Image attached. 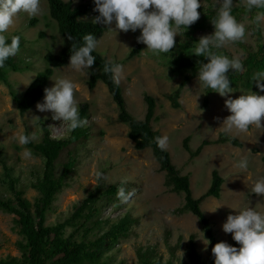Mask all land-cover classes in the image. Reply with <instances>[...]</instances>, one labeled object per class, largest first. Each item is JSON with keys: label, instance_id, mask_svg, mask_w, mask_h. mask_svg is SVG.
Returning <instances> with one entry per match:
<instances>
[{"label": "rangeland", "instance_id": "obj_1", "mask_svg": "<svg viewBox=\"0 0 264 264\" xmlns=\"http://www.w3.org/2000/svg\"><path fill=\"white\" fill-rule=\"evenodd\" d=\"M70 1L74 5L82 2L91 4V12L82 19L92 20L98 15L94 11L93 0ZM213 3L214 0H201L202 7ZM41 7L42 12L35 16L29 17L23 12L19 13L7 33L20 32L24 43L14 57L31 63L28 70L8 72V80L19 95L23 94L36 73L44 69L46 63L43 54L48 50L56 52L65 42L49 16L46 0H41ZM33 17L36 18L35 25L27 26ZM239 22L245 26L246 32L241 42L253 44L249 18L245 15ZM259 22L264 45V17ZM103 27L104 32L98 39L96 50L108 60H123L130 49L139 46L134 56L120 64L122 77L118 85L128 111L135 118L143 116V94L147 93L155 98L151 125L161 136L168 137L165 149L179 172L188 174L192 195L198 197L209 186L212 168H216L223 177L220 197H206L200 206L210 221L218 242L226 241L231 244V234H225L221 228L227 215L236 214V211L247 206L264 212V197L251 192L255 180L264 177V161L261 160L264 154V120L261 122V128L252 126L247 132H226L237 138L241 146L210 143L205 145L197 156L189 158L182 147V139L188 136L191 148L197 147L204 138L215 139L218 133L223 131L220 127L223 118L230 114L224 105L227 97L212 92L208 96L207 105L203 106V87L195 76L182 88L178 99L179 107L172 108L164 94L176 87L180 79L166 66V57L145 50L144 44L137 43L136 37L140 34L138 29L135 32L116 30L115 33L106 26ZM213 30V26L208 27L200 37L211 34ZM40 32L43 33L41 37ZM178 32L180 34H177L174 40L181 38L182 30L178 29ZM222 49L225 51L224 55L229 57L239 55L243 59L245 55L236 42L226 43ZM163 56L165 58H162ZM67 65L68 61L63 66L53 68L48 84L50 87L53 84L52 79L59 76H68L75 80L78 87L74 97L78 105L88 102L84 125L88 127L89 135L84 144L78 146L75 173L67 180V185L56 193L51 209L46 213L45 224H53L67 216L73 204L82 200L96 185L98 178L95 173L99 171L105 184L124 182L125 191L134 190V195L124 203L116 196L110 204L103 207L100 215L102 222L96 230L97 233L103 232L108 224L125 212L138 219V223L131 226L126 238L113 242L105 241L101 245V261L105 264H138L137 250L152 249L162 262L169 260L172 264H177L183 258L190 233L196 234V248L200 256L206 258L209 246L200 240L202 232L196 217L190 212L181 215L171 212L183 204V194L170 191L164 184L165 173L159 169L150 148L138 150L134 147V142L126 136L127 127L116 121L115 104L106 86L98 81L89 89L86 85L88 77L73 72ZM232 88L234 91L229 93L232 98L248 91ZM255 92L264 95V92ZM41 101L42 97L37 102ZM36 103L23 114H19L7 88L0 83V148L7 155V163L12 166L11 173L17 179V187L23 190V196L30 204L38 196L37 191L29 186L30 175L41 165V158L33 154L32 159L25 160L22 157L23 147L14 137L21 132H31L39 138L41 123L48 126L53 137L64 135L66 127L63 122L52 120L50 112H38ZM241 156L248 160L246 171L234 166ZM1 171L0 166V196L11 197L5 185L1 184ZM215 207L217 209L211 211ZM69 231L71 227L66 226L65 234ZM22 241L15 215L0 210V259L7 256L20 257Z\"/></svg>", "mask_w": 264, "mask_h": 264}, {"label": "trees", "instance_id": "obj_2", "mask_svg": "<svg viewBox=\"0 0 264 264\" xmlns=\"http://www.w3.org/2000/svg\"><path fill=\"white\" fill-rule=\"evenodd\" d=\"M50 18L55 22L57 32L65 42L56 52L46 51L43 54L45 67L37 72L22 95H19L8 80L9 71H25L30 69V62L17 60L14 56L5 61V66L0 68V83L7 88L11 100L15 103L19 114L30 109L41 97L43 89L49 87L48 79L53 68L63 66L70 55V48L73 41H69L65 33L71 34L76 40H80L86 33H92L97 40L102 36L104 27L101 24H93L92 20L82 19L91 12V4L82 2L74 5L70 0H46ZM214 4V3H213ZM210 4L200 7L199 19L190 25L185 31L183 28L181 38L175 40L170 53H163L166 57V66L177 77L179 82L164 97L169 101L172 108L179 107V96L184 85L196 76L200 63H206V58L197 57L191 54L201 33L208 27H212L211 20L215 17L216 7ZM218 7V5H217ZM264 10L254 9L251 13L246 9L245 2L234 0L232 14L239 21L246 15L249 20L250 36L253 44L236 42L245 55L242 62L244 69L234 73L229 70L230 87L242 88L244 90L257 91L254 82H251V74L264 69V45L260 22H253L257 12ZM36 18H31L27 26L35 25ZM184 31V32H183ZM9 37L18 35L20 37L19 49L23 47L24 38L19 31L7 34ZM42 32L39 33L41 37ZM136 45L126 54L123 60H108L97 50L92 54L96 57L91 66V74L86 80L89 89L93 88L96 82L101 81L107 88L116 108V121L126 125V136L134 142L138 150L150 148L159 169L164 171V184L170 191L183 194V204L172 209V213L181 215L190 212L194 215L200 226V230L209 241V253L202 258L196 248V234L190 233L185 246L183 258L177 264H214V257L211 253L212 246L218 242L212 230L210 221L201 209V202L209 196L220 197L223 177L216 168L211 169L210 183L206 190L198 197L192 195L188 174H181L178 168L172 163L168 151L161 150L156 143V137L161 136L157 129H153L151 120L154 117L155 98L147 93L143 94L145 105L142 118H135L127 109L125 99L119 85L113 83L111 74L103 72L105 62L121 64L131 58L138 51ZM217 54H225L224 49H214ZM162 58H165V57ZM264 83V81H262ZM213 91L203 88L202 105L208 103V96ZM88 110V102L79 104L80 117L83 123L71 133L53 137L45 123L40 124L41 135L32 143L23 146L30 148L32 153L41 158V165L35 168L30 175L29 186L35 189L38 196L32 204L23 196V190L17 187V179L13 177L12 166L7 163V155L0 148L1 184L11 193V197L0 196V210L15 215L18 231L23 241L20 243L21 256H7L0 259V264H105L100 259V248L105 241H116L126 238L131 226L138 223L136 217L128 212L123 213L115 221L106 226L103 232L97 233L102 218L100 217L105 205L110 204L118 189L126 186L124 182L105 184L99 178L87 195L80 201L75 202L71 212L63 219L53 224H45L46 213L51 209L56 193L67 185V180L75 173L77 164L78 146L84 144L88 138V127L84 125ZM27 134V133H25ZM189 138L182 139V147L188 153L189 158L197 156L205 145L210 143H230L234 146H241L240 141L220 131L215 139H202L195 148L188 144ZM264 161V154L261 156ZM70 226L71 231L65 234V227ZM233 246L239 245L229 236ZM171 251L173 249L171 248ZM138 264H172L171 261L162 262L152 249L137 250Z\"/></svg>", "mask_w": 264, "mask_h": 264}, {"label": "clouds", "instance_id": "obj_3", "mask_svg": "<svg viewBox=\"0 0 264 264\" xmlns=\"http://www.w3.org/2000/svg\"><path fill=\"white\" fill-rule=\"evenodd\" d=\"M94 11L98 13L92 19L93 24H101L116 33L119 31L139 30L136 37L137 43L146 46L145 50L154 54L170 53L174 47V37L178 29L185 31L195 23L200 16L197 11L201 7V0H93ZM234 0H214L216 7L215 17L211 20L213 32L199 37L194 42L191 54L206 58V63H200L196 71V79L204 89H209L221 97H227L224 105L230 113L223 118L221 126L225 132L233 130L247 132L250 127L261 128L264 120V95L248 90L236 98L229 93L234 90L230 87L229 70L234 73L244 69L239 55L229 57L217 54L214 49H221L229 42L242 41L245 37V26L238 22L232 14ZM218 5V7H217ZM246 9L251 13L254 9L264 10V0H246ZM29 17L42 12L41 0H0V68L5 66L9 57L17 54L20 46L18 35L8 36L9 29L14 25L19 13ZM264 17V11L257 12L253 22H258ZM183 31V32H184ZM69 41H73L68 57V65L75 73L82 76L91 74V66L96 57L92 54L98 46L97 37L92 33L84 34L76 40L71 34L65 33ZM104 73H110L114 84L118 85L122 77V66L118 63L105 62ZM53 80L50 87L43 89L41 102L35 108L38 112H50L51 119L65 124V132L71 133L83 123L80 117L79 105L74 97L77 83L68 76H59ZM264 69L251 74V82L259 92H264ZM29 83V81H28ZM36 118V117H35ZM39 120V118H36ZM14 139L20 146H26L37 139L31 132L16 134ZM168 137H156L157 146L163 150ZM22 157L30 160L33 153L30 148L23 147ZM246 171L248 160L241 156L234 165ZM99 179L102 173H95ZM251 192L259 197H264V177L258 178L251 186ZM134 195V190L125 191L121 186L116 196L122 202H127ZM218 207V206H217ZM215 207L211 211L217 209ZM225 234L230 233L231 238L239 247L226 241L215 243L211 248L214 264H264V212L247 206L236 214H229L221 225ZM205 245L209 243L202 239ZM182 255V253H181ZM181 258V257H180Z\"/></svg>", "mask_w": 264, "mask_h": 264}]
</instances>
